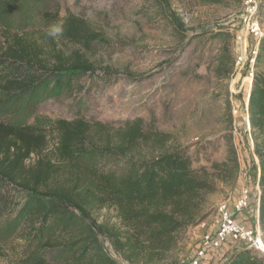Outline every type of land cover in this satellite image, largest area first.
<instances>
[{
    "label": "trees",
    "instance_id": "1",
    "mask_svg": "<svg viewBox=\"0 0 264 264\" xmlns=\"http://www.w3.org/2000/svg\"><path fill=\"white\" fill-rule=\"evenodd\" d=\"M176 0H149L148 20L162 23L186 39L187 26ZM0 0V100L20 104L77 88L80 80L108 83L110 65L89 59L108 44L99 31L73 15L59 21L58 39L44 43L6 26ZM242 0H199L205 6L240 9ZM264 19V0L258 13ZM161 26V25H160ZM215 73L230 75L235 56L224 31ZM59 44L61 47H59ZM248 121L258 165V219L264 243V33L253 63ZM47 132L0 121V219L39 256L32 264H119L104 245L128 264H172L182 233L210 214L208 197L222 187L234 188L240 164L228 140L226 156L207 166H192L186 147L152 121L137 118L102 122L83 117L55 119ZM54 137L51 154L44 153ZM35 159L30 162L31 158ZM108 210L113 216L101 215ZM224 264H264V255L243 248Z\"/></svg>",
    "mask_w": 264,
    "mask_h": 264
},
{
    "label": "rangeland",
    "instance_id": "2",
    "mask_svg": "<svg viewBox=\"0 0 264 264\" xmlns=\"http://www.w3.org/2000/svg\"><path fill=\"white\" fill-rule=\"evenodd\" d=\"M244 1L236 10L201 5L199 0H176L174 7L187 26V37L181 43L167 26L148 20L149 0H6L3 9L8 29L29 32L43 43L47 38L58 39V34L50 32L63 18L73 15L82 19L111 44L89 59L98 71L99 66L110 65L116 77L108 83L84 77L77 88L66 90L60 86L52 94L20 104L0 100V121L37 127L48 134L46 127L55 119L83 117L123 122L143 118L171 133L176 143L186 147L193 167L209 168L225 158L228 140L234 146L240 164L235 187H222L208 197L209 216L200 227L182 233L177 260L172 264H182L194 253L200 237L215 224L216 207L222 202L231 205L241 187L250 190V199L239 218L252 223L259 205L258 162L245 115L248 78L251 84L249 73L253 74L251 59L256 55L259 38L256 40L243 27ZM258 4L257 18L264 33V19L258 15L260 0ZM219 31L228 35L235 61L241 58L240 65L235 62L230 75L221 78L215 73L221 48L215 34ZM53 145L54 137L47 136L44 153L50 155ZM100 214L113 216L108 210ZM5 222L0 219V264H32L39 256L35 242L21 239L20 224L13 228ZM102 241L119 264H128L104 238ZM243 248L264 255V247L256 250L229 242L202 264H224Z\"/></svg>",
    "mask_w": 264,
    "mask_h": 264
},
{
    "label": "built area",
    "instance_id": "3",
    "mask_svg": "<svg viewBox=\"0 0 264 264\" xmlns=\"http://www.w3.org/2000/svg\"><path fill=\"white\" fill-rule=\"evenodd\" d=\"M258 0H245L243 5L242 19L244 29L247 33L256 36V40L260 38L262 32L260 31L259 20L257 18ZM255 58V57H254ZM254 58L251 62L254 63ZM237 66L241 63V58L236 59ZM250 77L253 75L249 73ZM249 79V87L247 98L249 99L251 92V84ZM246 123L249 128L248 112L246 111ZM257 187V200H259V188ZM250 190L241 187L239 196L236 197L231 205L226 202L220 203L215 210V224L214 228L206 231L201 237L194 253L182 264H202L203 261L211 253L219 251L229 242H239L243 245L249 246L256 250H261L260 243L262 241V234L259 226L258 207L256 208L255 218L252 223H246L240 219V213L249 206ZM261 240V241H260Z\"/></svg>",
    "mask_w": 264,
    "mask_h": 264
},
{
    "label": "clouds",
    "instance_id": "4",
    "mask_svg": "<svg viewBox=\"0 0 264 264\" xmlns=\"http://www.w3.org/2000/svg\"><path fill=\"white\" fill-rule=\"evenodd\" d=\"M62 32V25L61 24H56L51 28L50 34L55 35Z\"/></svg>",
    "mask_w": 264,
    "mask_h": 264
},
{
    "label": "crops",
    "instance_id": "5",
    "mask_svg": "<svg viewBox=\"0 0 264 264\" xmlns=\"http://www.w3.org/2000/svg\"><path fill=\"white\" fill-rule=\"evenodd\" d=\"M197 227H200V225H199V226H196V227L188 228V231H189L190 229H194V228H197ZM208 228L213 229V228H214V225H213L212 227H211V226H208Z\"/></svg>",
    "mask_w": 264,
    "mask_h": 264
},
{
    "label": "bare ground",
    "instance_id": "6",
    "mask_svg": "<svg viewBox=\"0 0 264 264\" xmlns=\"http://www.w3.org/2000/svg\"><path fill=\"white\" fill-rule=\"evenodd\" d=\"M260 241H261V240H260ZM260 246H261V250H262V248L264 247V243H263V241H261Z\"/></svg>",
    "mask_w": 264,
    "mask_h": 264
}]
</instances>
